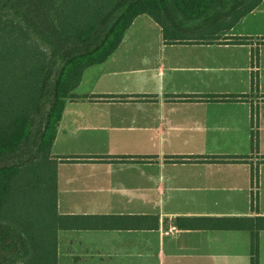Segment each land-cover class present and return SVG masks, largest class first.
I'll list each match as a JSON object with an SVG mask.
<instances>
[{"label":"crops","instance_id":"obj_1","mask_svg":"<svg viewBox=\"0 0 264 264\" xmlns=\"http://www.w3.org/2000/svg\"><path fill=\"white\" fill-rule=\"evenodd\" d=\"M75 93L52 145L57 264H251V231L216 219L264 218V0L212 41L138 15Z\"/></svg>","mask_w":264,"mask_h":264},{"label":"trees","instance_id":"obj_2","mask_svg":"<svg viewBox=\"0 0 264 264\" xmlns=\"http://www.w3.org/2000/svg\"><path fill=\"white\" fill-rule=\"evenodd\" d=\"M261 1L0 0L1 264H17L18 248L28 253L23 264H57L58 125L84 71L115 52L134 19L149 14L168 41H212ZM216 222L249 229L251 264H259L264 218Z\"/></svg>","mask_w":264,"mask_h":264},{"label":"built area","instance_id":"obj_3","mask_svg":"<svg viewBox=\"0 0 264 264\" xmlns=\"http://www.w3.org/2000/svg\"><path fill=\"white\" fill-rule=\"evenodd\" d=\"M173 230L176 229V227H172ZM170 230L169 231H166L167 234H169Z\"/></svg>","mask_w":264,"mask_h":264},{"label":"rangeland","instance_id":"obj_4","mask_svg":"<svg viewBox=\"0 0 264 264\" xmlns=\"http://www.w3.org/2000/svg\"><path fill=\"white\" fill-rule=\"evenodd\" d=\"M204 23H205V20H204ZM81 90H83V89H81Z\"/></svg>","mask_w":264,"mask_h":264}]
</instances>
